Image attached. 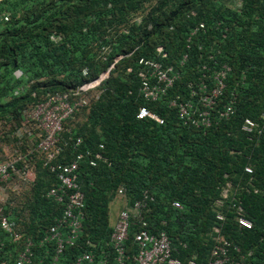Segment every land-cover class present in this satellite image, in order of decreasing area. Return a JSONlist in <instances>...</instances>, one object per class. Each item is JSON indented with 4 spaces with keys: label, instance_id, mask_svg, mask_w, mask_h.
<instances>
[{
    "label": "trees",
    "instance_id": "obj_1",
    "mask_svg": "<svg viewBox=\"0 0 264 264\" xmlns=\"http://www.w3.org/2000/svg\"><path fill=\"white\" fill-rule=\"evenodd\" d=\"M145 1L0 0V141L12 143L13 129L25 124V112L38 102L53 94L71 95L74 88L113 65L97 87L106 90L91 106L87 121L69 126L81 110L64 121L59 134V161L70 163L78 153L84 154L76 172L85 195L82 230L56 262L51 247L35 245L33 263L48 249L41 264H75L85 251L94 253V264H99L104 253L109 264H114L110 204L131 206L146 192L153 197L144 212L147 229L168 235L173 256L181 264L208 259L213 228L220 224L218 212L227 215L222 233L240 246L247 262L264 264V121H259L260 133L241 130L246 118L258 120L264 113V0H237L236 7L223 0H182L169 17L157 21L156 27L166 24L162 29L147 30L143 22L119 29ZM201 22L209 34L199 33L186 48L192 28ZM217 22L221 26L214 29ZM158 45L169 58L158 55ZM206 51L212 52L213 59L208 60ZM183 52L189 56L181 81L166 98L146 101L137 76L138 58L175 63ZM205 62L210 67L207 75L223 63L231 66L218 109L229 103L232 94L237 96L234 113L228 119H217L207 130L184 125L168 105V98L178 90L188 96L186 83L205 72L201 69ZM84 69L87 76L82 74ZM119 69L124 79H110L114 73L118 76ZM141 106L163 118V123L138 119ZM40 139L36 132L24 134L20 151L28 154ZM78 139L81 143L76 145ZM86 150L100 152L105 161L91 165ZM42 159L43 154L35 149L26 156L37 171L33 182H22L32 184L30 213L2 209L34 240H38L37 231L43 234L61 216L63 206L46 196L59 181L43 167ZM246 166L252 168V174L245 172ZM121 186L125 188L122 197L117 193ZM173 202L181 207L175 208ZM233 204L241 205L253 223L251 229L239 227ZM136 229L135 225L130 228L126 241L129 255L136 253ZM12 248L6 240L4 250Z\"/></svg>",
    "mask_w": 264,
    "mask_h": 264
},
{
    "label": "built area",
    "instance_id": "obj_2",
    "mask_svg": "<svg viewBox=\"0 0 264 264\" xmlns=\"http://www.w3.org/2000/svg\"><path fill=\"white\" fill-rule=\"evenodd\" d=\"M8 18L5 16V20ZM221 23H217L218 28ZM202 33L207 34L206 25L201 22L192 28L186 39V48L190 47L193 37ZM224 37V35H222ZM213 49V46L211 45ZM199 49H202L199 46ZM161 58H169V54L162 46L157 48ZM208 60L213 59L212 52H208ZM188 52H183L175 63L163 64L161 61L139 57L136 62L137 76L140 80V92L146 101H157L166 98L169 91L181 81L182 71L188 61ZM113 66V65H112ZM111 66V67H112ZM110 67V68H111ZM108 68V70L110 69ZM203 72L197 80H188L186 83L188 96L184 97L181 92L176 91L168 98V105L175 109L178 118L184 125L207 130L216 120L228 119L234 113V105L237 96L232 94L228 104L223 109H218V104L226 89L227 74L231 70L228 64H221L218 69H213L210 74L208 65L203 64ZM107 70V71H108ZM131 72V67L127 68ZM102 72L99 76L83 83L73 89L72 94H53L47 99L38 102L34 107L25 112V124L15 128L11 137L15 138L11 144L0 141V199L6 196V189L9 181L17 179L21 182H30L33 179L34 171L26 160V156L33 152V149L43 154V167H47L56 175L59 185L52 187L46 192L47 197H52L57 203L62 204V214L55 220V223L43 230V234L37 231L38 240L33 239L31 233L25 232L14 224L10 217L0 208V264H34L36 256L34 246L52 248L53 261H58L67 245H73L82 230L84 217L85 195L78 182L76 172L79 168V159L84 154L78 153L70 163H63L57 159L62 148L58 143L61 141L60 132L63 130L65 120L74 118L77 112L88 106L92 99V91L107 78L108 72ZM87 76V70L82 71ZM180 86V85H178ZM138 119L150 118L158 123H163V118L158 116L146 106H141L137 112ZM264 121V113L258 120L246 118L241 124V130L246 134L260 133V122ZM260 121V122H259ZM34 132L41 138L35 148L28 149V154L20 151L22 136L28 134L33 136ZM81 139L75 144L79 145ZM102 148V146H100ZM90 158V164L96 165L98 160H104L100 152L86 150ZM22 162V166L18 164ZM245 172L252 174L250 166L245 167ZM227 189L223 191V197L227 195ZM120 197L124 196L123 186L117 189ZM153 197L143 193L140 198L134 201L131 206L124 205L119 211L117 218L112 225L110 245L114 264H181L180 260L173 256V247L168 235L164 231L158 233L150 232L147 229V222L144 212L149 210ZM175 208H180L178 202L172 203ZM239 227L251 229L253 223L245 215L241 205L233 204ZM227 215L223 212L216 214L220 223L213 228L214 244L206 261L199 264H249L246 256L241 252L239 245L228 240L222 233L223 222ZM135 225L134 243L136 253L129 255L126 241L129 237L130 228ZM6 240L13 244L11 250H4ZM48 249L38 259L37 264L42 263V258L48 255ZM95 255L91 251H85L76 257L75 264H94ZM53 262V264L55 263ZM107 253L99 261V264H109ZM189 264H196L189 261Z\"/></svg>",
    "mask_w": 264,
    "mask_h": 264
},
{
    "label": "rangeland",
    "instance_id": "obj_3",
    "mask_svg": "<svg viewBox=\"0 0 264 264\" xmlns=\"http://www.w3.org/2000/svg\"><path fill=\"white\" fill-rule=\"evenodd\" d=\"M180 1L182 0H147L142 4L141 8L138 11H136L135 13H131L129 15V17L127 18L126 25H121L118 27L119 29H123L124 27L127 29L128 25L134 23L139 24L143 22L147 24V30H152L154 28L157 29L158 27L162 29V27H165L166 24L161 23L159 26L156 27V25L160 23V21L158 23L157 21L169 17L170 12L176 8V6L179 4ZM223 2L226 3L229 7L239 6L237 0H223ZM148 19L149 22L146 23V20L148 21ZM153 22L156 23L154 26L152 24ZM169 32L170 29H167L165 33L168 34ZM160 46L162 45L156 46L155 49L157 50V48ZM113 78L124 79L121 69H119L118 76L116 73H114L110 79ZM108 86H110L109 88L111 89L115 87L112 86V84ZM105 90L106 89L103 88V86L94 89L92 91L93 96L89 106L84 107L82 111L74 118V120L69 123V126L77 127V126H81L82 123L86 122L90 113L91 106H93L96 102L101 100L100 99L101 93H104ZM36 174L37 171L35 170L32 182L34 181ZM29 185L27 183H22V182L20 183V181H18L17 179H13L11 182H9L8 188L6 189V196L4 197V199H0V208H2L4 211L7 209L8 212L11 211V209L14 210L18 209L20 212L26 210L27 213H30V211L33 209L32 208L33 206H31L32 184L30 186Z\"/></svg>",
    "mask_w": 264,
    "mask_h": 264
},
{
    "label": "crops",
    "instance_id": "obj_4",
    "mask_svg": "<svg viewBox=\"0 0 264 264\" xmlns=\"http://www.w3.org/2000/svg\"><path fill=\"white\" fill-rule=\"evenodd\" d=\"M123 208V204L120 202L111 203L109 208V221L112 226L117 218L119 211Z\"/></svg>",
    "mask_w": 264,
    "mask_h": 264
},
{
    "label": "clouds",
    "instance_id": "obj_5",
    "mask_svg": "<svg viewBox=\"0 0 264 264\" xmlns=\"http://www.w3.org/2000/svg\"><path fill=\"white\" fill-rule=\"evenodd\" d=\"M217 23H221V22H217ZM217 23H216V24H217ZM216 24H215V26L213 27L214 29H217ZM205 25H206V24H205ZM220 26H221V24H220ZM220 26H219V27H220ZM219 27H218V28H219ZM207 29H208V27L206 26V30H207ZM208 34H209V33H208V31H207L206 37H207ZM111 66H112V65H111ZM111 66H110V67H111ZM110 67H109V68H110ZM111 68H112V67H111ZM111 68H110L109 70L107 69L108 71L106 70V71L108 72V74H109ZM107 77H108V76H107ZM262 114H263V113H262ZM260 116H261V115H260Z\"/></svg>",
    "mask_w": 264,
    "mask_h": 264
}]
</instances>
